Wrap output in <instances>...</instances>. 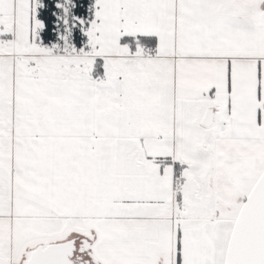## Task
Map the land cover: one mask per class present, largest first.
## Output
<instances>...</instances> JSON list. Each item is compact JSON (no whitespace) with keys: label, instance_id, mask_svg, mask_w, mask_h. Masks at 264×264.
<instances>
[{"label":"snow or ice","instance_id":"snow-or-ice-1","mask_svg":"<svg viewBox=\"0 0 264 264\" xmlns=\"http://www.w3.org/2000/svg\"><path fill=\"white\" fill-rule=\"evenodd\" d=\"M0 264H264V0H0Z\"/></svg>","mask_w":264,"mask_h":264}]
</instances>
